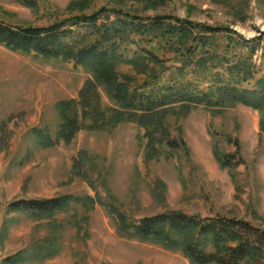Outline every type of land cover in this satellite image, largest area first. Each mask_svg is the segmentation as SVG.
Masks as SVG:
<instances>
[{
    "label": "rangeland",
    "instance_id": "rangeland-1",
    "mask_svg": "<svg viewBox=\"0 0 264 264\" xmlns=\"http://www.w3.org/2000/svg\"><path fill=\"white\" fill-rule=\"evenodd\" d=\"M101 9L175 16L235 32L259 46L251 60L255 79L243 88L253 89L264 77V0H0V20L47 26ZM235 49L230 53L239 54ZM161 69L120 65L117 81L133 88ZM94 75L76 59L45 58L0 43V264L51 234L60 238L57 256L20 264H192L182 250L122 235L111 203L130 226L181 212L236 218L264 231V111L241 104L177 105L151 119L100 129L95 126L116 104ZM85 107L91 113L84 118ZM62 111L77 119L80 130L70 144L43 148L36 130L56 140ZM65 195L92 201L45 218L10 208Z\"/></svg>",
    "mask_w": 264,
    "mask_h": 264
},
{
    "label": "trees",
    "instance_id": "trees-1",
    "mask_svg": "<svg viewBox=\"0 0 264 264\" xmlns=\"http://www.w3.org/2000/svg\"><path fill=\"white\" fill-rule=\"evenodd\" d=\"M220 40L226 43L224 47ZM0 43L15 51L33 52L45 58L76 59L86 69L91 68L116 108L103 118L101 126H95L94 122L89 127L102 129L105 126L109 130L121 122L151 119L177 105L220 108L241 104L264 111V77L255 82L253 89L243 88L255 79L251 60L259 46L250 45L227 29L175 16L151 17L122 9H101L91 14L69 16L47 26L0 20ZM127 44L134 48H128ZM123 45L126 47L121 50ZM235 48L240 49V53L233 55L230 52ZM125 64L153 65L162 69L131 88L117 81V68ZM88 109L84 108V118L91 113ZM61 114L64 123L56 140L45 131L36 130L43 148L55 147L60 141L70 144L80 130L73 115L63 111ZM261 126L264 132V120ZM165 142L175 149L174 141ZM80 156L82 160L88 159L85 152ZM88 200L92 201L91 198L65 195L48 200L19 201L10 208L34 218H45L63 213L77 203L86 205ZM109 207L119 219L118 229L122 235L130 237L133 234L144 242L172 251L182 250L192 264H264V231L247 221L168 212L143 218L130 226L115 203ZM58 237L51 234L8 257L5 263L42 262L54 258L61 247Z\"/></svg>",
    "mask_w": 264,
    "mask_h": 264
}]
</instances>
